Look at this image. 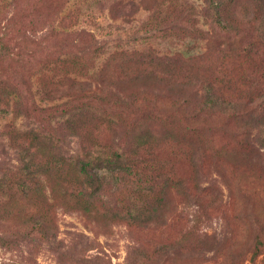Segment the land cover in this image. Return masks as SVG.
I'll return each mask as SVG.
<instances>
[{
	"label": "rangeland",
	"instance_id": "1",
	"mask_svg": "<svg viewBox=\"0 0 264 264\" xmlns=\"http://www.w3.org/2000/svg\"><path fill=\"white\" fill-rule=\"evenodd\" d=\"M228 1L223 24L230 18L236 30L208 38L202 0H0V39L11 55L0 59V264H62L60 255L86 264H264V126L250 113L231 117L263 99L264 0H239L248 13L234 16ZM178 17L185 26L169 28ZM149 46L233 72L227 83L223 71L205 74L189 96L176 67L173 85L170 75L136 73L138 64L120 72L133 58L120 52ZM73 55L88 58L85 71L63 63ZM214 78L224 111L201 105ZM109 149L139 157L138 176L118 185L102 169L91 203L106 215L157 204L147 227L82 217L61 206L53 169L34 179L20 172L58 152L69 162ZM137 181L148 197L135 196ZM18 204L49 216L48 242L18 237L19 216L27 218Z\"/></svg>",
	"mask_w": 264,
	"mask_h": 264
},
{
	"label": "trees",
	"instance_id": "2",
	"mask_svg": "<svg viewBox=\"0 0 264 264\" xmlns=\"http://www.w3.org/2000/svg\"><path fill=\"white\" fill-rule=\"evenodd\" d=\"M225 1L226 0H202V2L204 3V13L210 19V24L208 25V29H210V31L205 33L206 35L211 36L208 38H214V36L216 35L227 37L232 29L236 30V26H234V24H231L232 22L230 18L227 20L228 24H223L222 14L225 10ZM228 2L232 3V16H234L233 9L236 10L237 15L248 13L246 5L243 6L242 2L239 3V0H229ZM253 3L254 2H250V4ZM184 20L185 18L178 17L177 20L170 21L168 24L169 28H177L179 30L180 26H185L183 22ZM188 20H191L190 15ZM237 39V33L235 32L234 34H232V43L237 42ZM251 45L253 46V43H251ZM122 54L128 56L131 55L133 58H126L122 62V65H119L120 72L124 71L125 69H132L138 64L139 66H144V68H136L135 71L136 73H140V71H143L141 73L145 78L149 76L157 78L163 75H170V79H168V81H165L166 84L170 83L171 85H173L172 82H176L174 80L175 76H173V71L176 67L179 72L182 71L181 77L183 76L182 79H184L185 82L182 80V82H180L179 84L184 89V92H186V96L192 95V90L196 87L200 90V86L206 82V79L204 78L205 74L221 73L223 71L224 75H222L221 78L225 79L224 82L227 83V76L225 75V73L230 75L233 72L232 66H228L227 64H219L220 66L223 65L224 68L216 71V69L220 67L219 65L214 66V64L211 63H204L202 62L201 57H189L185 59L181 55L174 53L163 54L158 49L151 46L144 50L131 48L129 50L120 52L119 56L124 57L122 56ZM5 55L8 54L5 53L3 40L0 39V59ZM14 56L18 57L19 55L14 54ZM8 57H11V55H8ZM85 61L88 62V58L73 55L72 58H67L63 63H67L69 65L68 67L78 69L79 71H85ZM111 62L113 63V61ZM198 73H200V75H198ZM217 79L218 78H214V93L209 92L211 91V88L209 86H207L208 89L207 91H205V93L202 92V98L204 100H202L201 105L202 108L206 107L211 110L217 109L220 111H224L227 107L224 103L225 100L220 96L219 93H217L218 90L215 89V83H217ZM261 96L263 99L258 101L260 102L259 105H257L256 108L252 109L249 112H242V109L239 110L236 107V109L232 108V119L242 118L244 116H248V114L250 113V117L256 120L255 122L258 123L259 127H261V124L264 126V123L261 121L264 119V93ZM246 107H248V105ZM199 109H201V107H199ZM145 133L147 134V131H145ZM40 142L41 140L38 141V143ZM135 146H137L138 149L144 145L143 142H139L138 140ZM201 146L202 149L205 150V143L203 144L202 142ZM131 157L132 158H130V156L121 157L120 154H118L114 150L109 149V151L107 153L105 152L104 154L102 152H96V156H92V154H90L89 152H84L81 154V156L75 155L74 157L69 159L68 162L61 155V153L58 152L56 153L55 158L53 157L52 162L44 161L37 166H29L23 164V168L20 169V172L26 173V177L28 179H34L39 177L40 175H47L49 170L53 169L55 172H57V175L59 174V191L61 193L62 199L64 200L63 205H61L62 207L70 211H74L82 217L99 215V218L105 220L106 222L116 223L118 221H122L127 226H137L144 228L149 225L151 218L154 217L158 212L157 204L148 202L142 203L141 200V203H133L132 207L127 208L125 211L114 213L110 211L106 215V213H98L95 206L91 203L93 202V197H95L96 193L101 189L103 185V177L99 175L102 169H105L109 173H111L114 183L118 185H123V182H125L126 179L132 180L133 178L138 176L133 169L135 168L133 163L135 158L139 157H136L134 153L133 155H131ZM19 162L22 163V159ZM66 174H69L77 183L73 186L67 184L65 182V179L62 178V175L65 176ZM134 184L137 188V190L135 191V196L137 198L148 197L149 194H146L145 192H151V190L148 188L149 186L147 188L141 187V181H137ZM19 193L22 196L27 197V195H25L24 188H22ZM136 201L139 200L137 199ZM19 207L21 209L18 212H23L25 214V217L27 218L25 221H23L19 216V219L21 220L23 225L18 226L17 224L18 227H16V229L19 232H16V234L18 235V237L23 239V237L32 236L34 238L38 236L37 238H35V240L48 242V234L51 236L54 235V224L50 221V219H48L49 216H47L45 213L39 212L36 207H28L24 211H22L21 205H19ZM0 241H3V238H0ZM58 258L60 259L62 264H86V262H89L87 261V259H76L71 256L65 255H60V257L58 256Z\"/></svg>",
	"mask_w": 264,
	"mask_h": 264
}]
</instances>
